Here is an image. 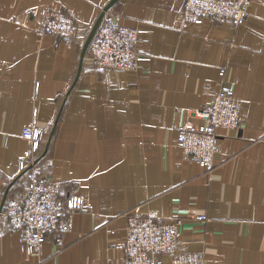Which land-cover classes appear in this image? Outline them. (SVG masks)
Masks as SVG:
<instances>
[{
	"label": "crops",
	"instance_id": "1",
	"mask_svg": "<svg viewBox=\"0 0 264 264\" xmlns=\"http://www.w3.org/2000/svg\"><path fill=\"white\" fill-rule=\"evenodd\" d=\"M183 2L0 0V207L25 191L17 160L34 146L59 202L83 200L70 229L49 234L36 256L20 250L0 213V264H122L127 218L146 214L181 217L180 248L206 264H264V0H249L237 25L183 24ZM44 8L72 16V34H36ZM104 8L145 30L136 48L146 69H89L87 38ZM221 82L239 99L242 123L217 129L206 171L178 147V126L203 121L195 112L206 88ZM32 120L34 144L22 135Z\"/></svg>",
	"mask_w": 264,
	"mask_h": 264
},
{
	"label": "built area",
	"instance_id": "2",
	"mask_svg": "<svg viewBox=\"0 0 264 264\" xmlns=\"http://www.w3.org/2000/svg\"><path fill=\"white\" fill-rule=\"evenodd\" d=\"M181 14L183 24H197L210 17L237 25L250 15L249 0H184ZM73 29L72 16L62 10L44 8L34 32L40 36L68 37ZM142 33L144 29L123 25L115 15L104 11L87 44L89 69H146L142 62L148 57L136 48ZM223 74V68L219 69V75ZM206 94L207 102L195 112L203 121L178 126L176 143L185 157L207 171L215 166L217 129L239 128L242 115L239 99L227 83L221 82L214 88L208 86ZM22 135L33 144L36 142L35 120L23 128ZM38 155L35 146L23 151L17 168L25 176L26 189L18 198L4 197L0 207L10 228L18 234L20 250L27 256L38 255L49 234L60 237L69 230L73 212L83 207L82 198L75 194L64 205L59 202L57 183L43 175ZM196 218L205 220L206 216L199 214ZM182 221L181 217L164 220L148 214L128 216L122 264H158V256L163 254L169 256L170 264H206L201 252L180 248L178 226Z\"/></svg>",
	"mask_w": 264,
	"mask_h": 264
},
{
	"label": "water",
	"instance_id": "3",
	"mask_svg": "<svg viewBox=\"0 0 264 264\" xmlns=\"http://www.w3.org/2000/svg\"><path fill=\"white\" fill-rule=\"evenodd\" d=\"M104 11H105V8H104V10H101V12H100L99 15L97 16V19L95 20L94 24L91 26L90 31H89V35H88V38H87L86 46H87V44H88V41H89V39H90V37H91V35H92L94 29L96 28V26H97L99 20L101 19V16L103 15Z\"/></svg>",
	"mask_w": 264,
	"mask_h": 264
}]
</instances>
